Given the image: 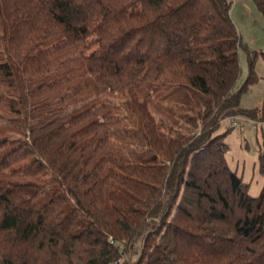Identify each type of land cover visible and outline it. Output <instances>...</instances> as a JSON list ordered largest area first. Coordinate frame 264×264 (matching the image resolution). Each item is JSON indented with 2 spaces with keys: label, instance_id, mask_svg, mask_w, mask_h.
Listing matches in <instances>:
<instances>
[{
  "label": "trees",
  "instance_id": "trees-1",
  "mask_svg": "<svg viewBox=\"0 0 264 264\" xmlns=\"http://www.w3.org/2000/svg\"><path fill=\"white\" fill-rule=\"evenodd\" d=\"M231 6L0 0V264H264V135L256 196L226 156L224 120L264 123Z\"/></svg>",
  "mask_w": 264,
  "mask_h": 264
},
{
  "label": "rangeland",
  "instance_id": "rangeland-1",
  "mask_svg": "<svg viewBox=\"0 0 264 264\" xmlns=\"http://www.w3.org/2000/svg\"><path fill=\"white\" fill-rule=\"evenodd\" d=\"M233 1L231 0L230 17L237 30L240 43L238 49L240 73L235 88H240L247 78V52L254 51L258 56L254 65L255 79L245 86L239 98L242 108H253L258 106L264 97V61L260 57V53H264V16L259 12L253 0H245V2L239 0L237 4H233ZM244 4L250 9L249 13ZM157 97L153 98L155 102L159 100ZM108 99L118 101L121 98L115 95ZM115 101L111 102L115 103ZM162 104L168 105L167 102H162ZM171 106L175 111H180L178 105L172 104ZM223 125L224 128L229 127L230 121L224 120ZM239 125L244 127L243 131L239 127L232 128L227 135L226 142L229 149L226 156L230 167L250 184V194L256 196L263 184V178L257 170L256 157L258 144L264 135V127L257 125V129L254 130L250 123L241 120ZM175 128L183 133L189 132L188 126L183 122ZM136 251V248L132 249V252Z\"/></svg>",
  "mask_w": 264,
  "mask_h": 264
},
{
  "label": "built area",
  "instance_id": "built-area-1",
  "mask_svg": "<svg viewBox=\"0 0 264 264\" xmlns=\"http://www.w3.org/2000/svg\"><path fill=\"white\" fill-rule=\"evenodd\" d=\"M244 121V122H248L250 123L252 126H253V129L256 130L257 129V125L258 126H261V127H264V123H260V124H257L256 122L252 121V120H249L247 118H244V117H240V116H237V117H233V118H229V121H230V126L232 128H237L239 127L241 131L244 130V127L239 125V121ZM222 123V121H220V124Z\"/></svg>",
  "mask_w": 264,
  "mask_h": 264
},
{
  "label": "crops",
  "instance_id": "crops-1",
  "mask_svg": "<svg viewBox=\"0 0 264 264\" xmlns=\"http://www.w3.org/2000/svg\"><path fill=\"white\" fill-rule=\"evenodd\" d=\"M238 1L239 0H234L233 1V4H237L238 3ZM241 1H244L245 2V0H241ZM244 6L246 7V4H244ZM232 7V6H231ZM234 9V8H233ZM231 11V10H230ZM246 11L249 13L250 12V9L248 8V7H246ZM232 12H233V10H232ZM230 16H231V14H230ZM243 107V106H242Z\"/></svg>",
  "mask_w": 264,
  "mask_h": 264
}]
</instances>
